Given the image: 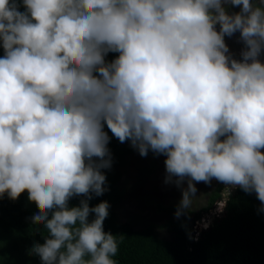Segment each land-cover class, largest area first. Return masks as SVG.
<instances>
[{
	"label": "clouds",
	"instance_id": "9594fccd",
	"mask_svg": "<svg viewBox=\"0 0 264 264\" xmlns=\"http://www.w3.org/2000/svg\"><path fill=\"white\" fill-rule=\"evenodd\" d=\"M236 32L240 59L224 39ZM0 47V195L35 197L41 264H116L109 204L88 202L106 190L105 125L141 156L163 154L166 182L186 180L176 216L193 181L213 177L254 192L264 212V7L253 0H0Z\"/></svg>",
	"mask_w": 264,
	"mask_h": 264
},
{
	"label": "trees",
	"instance_id": "16d2710c",
	"mask_svg": "<svg viewBox=\"0 0 264 264\" xmlns=\"http://www.w3.org/2000/svg\"><path fill=\"white\" fill-rule=\"evenodd\" d=\"M20 10H24L22 4ZM3 55L0 47V56ZM117 55L109 52L105 59L111 61ZM105 131L110 137L111 154L110 167L101 169L106 177V190L100 195L91 194L88 202L90 207L102 200L109 204L103 228L116 236L118 247L112 257L116 264H264V212L259 211L260 201L255 193L245 192L239 186L227 197L221 213L199 231L197 239L190 238L193 225L222 199V186L210 193L207 205L197 210L184 209L179 216L174 214L178 203L158 204V209L169 215L163 224L135 227L121 221L114 209L123 197L118 186L120 165L137 150L127 140L121 143L113 137L106 125ZM82 198L83 194L73 195L68 205H78ZM38 209L35 197L27 193V186L20 189L14 200L7 193L0 195V264H41L39 256L30 250L33 242L43 243L48 235L43 222L31 218V213ZM93 216L90 212L88 219ZM158 227H167L171 237H161Z\"/></svg>",
	"mask_w": 264,
	"mask_h": 264
},
{
	"label": "rangeland",
	"instance_id": "374dc122",
	"mask_svg": "<svg viewBox=\"0 0 264 264\" xmlns=\"http://www.w3.org/2000/svg\"><path fill=\"white\" fill-rule=\"evenodd\" d=\"M253 4L264 7V5H260V0H253ZM227 10L229 12L239 11V6L228 5ZM216 28L219 30V24L216 25ZM224 39L232 57L240 59L241 51L245 46L239 38V32L225 36ZM258 59L264 62V50L261 51ZM164 160L163 154H153L148 151L146 155L141 156L138 150L124 158L120 165L121 178L118 185L123 190V197L114 205L121 221L129 222L135 227H144L151 223L160 225L167 221L168 213L159 210L158 204L179 203L181 188H186L187 183L185 180L180 187H177L172 182H166ZM193 183L196 191L190 196V204L187 208L190 210H197L207 205L210 193L218 186H222V201L219 205L221 208L227 197L237 187L227 185L214 177L210 178L208 182L193 181ZM213 209H216V205ZM209 217L213 218V215ZM203 224L205 223L201 222L202 226ZM157 232L164 238H170L172 235L167 227H158Z\"/></svg>",
	"mask_w": 264,
	"mask_h": 264
},
{
	"label": "built area",
	"instance_id": "2783aa9c",
	"mask_svg": "<svg viewBox=\"0 0 264 264\" xmlns=\"http://www.w3.org/2000/svg\"><path fill=\"white\" fill-rule=\"evenodd\" d=\"M209 214H210V215H209ZM214 214H215V211L213 210L212 212H210V213L205 214L204 216H202L201 219H198V220L195 221V223H194V225H193L194 229H193V232H192V234H191V237H192L193 239H197V236H198V234H199V231H200L202 228L209 226V224L211 223V221H212V219H213V218H211V217H209V216L213 215V217H214ZM207 215H208V216H207ZM201 222H204L205 224H203V226H202V225H201Z\"/></svg>",
	"mask_w": 264,
	"mask_h": 264
}]
</instances>
